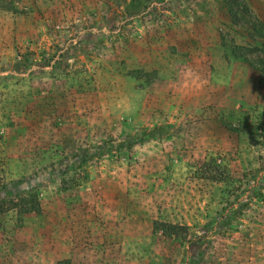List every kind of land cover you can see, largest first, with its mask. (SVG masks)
Listing matches in <instances>:
<instances>
[{"label":"rangeland","instance_id":"374dc122","mask_svg":"<svg viewBox=\"0 0 264 264\" xmlns=\"http://www.w3.org/2000/svg\"><path fill=\"white\" fill-rule=\"evenodd\" d=\"M261 23L264 0H0V184L38 173L42 204L0 216V264H264Z\"/></svg>","mask_w":264,"mask_h":264},{"label":"trees","instance_id":"16d2710c","mask_svg":"<svg viewBox=\"0 0 264 264\" xmlns=\"http://www.w3.org/2000/svg\"><path fill=\"white\" fill-rule=\"evenodd\" d=\"M262 30H264V23H261ZM264 38V34L262 35ZM236 50H240V54L236 51L234 54L236 57H243L244 61H248L249 59L245 57L246 52H253V50L247 48V46H236ZM259 52L264 53V49H258ZM250 54V53H249ZM264 72V55L260 56V66H258ZM87 159L80 160L78 162V166H83L86 163ZM219 169V168H218ZM214 169V172L208 173L206 177L211 178L217 181H230L233 182L232 176L226 173L223 169L218 170ZM212 171V170H211ZM207 173V172H206ZM253 174V173H252ZM38 173H34L33 175L25 176L23 178H19L16 180H2L0 184V216L11 211L16 210L18 216L22 219L24 215L29 213H41L42 212V204L40 200V191H39V180L37 177ZM249 175V174H244ZM260 174H258L259 176ZM258 176L256 174L252 175L254 179H257ZM249 181V176H247ZM240 181V180H238ZM235 182V181H234ZM244 182V181H240ZM246 183V182H245ZM264 197V183L260 185L259 190L252 193L251 198H260ZM243 206L248 205L247 202L242 204ZM168 230V232H167ZM166 232L169 236H176L179 239H184L188 241H192L194 238H201L205 236L200 231L197 233H192L191 227L189 225H181V224H172L168 223L166 225ZM200 264V260H198Z\"/></svg>","mask_w":264,"mask_h":264}]
</instances>
